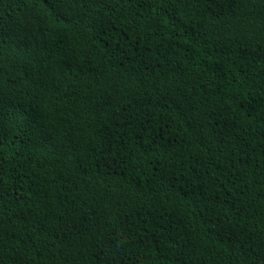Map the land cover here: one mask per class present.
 Returning a JSON list of instances; mask_svg holds the SVG:
<instances>
[{
    "label": "trees",
    "instance_id": "16d2710c",
    "mask_svg": "<svg viewBox=\"0 0 264 264\" xmlns=\"http://www.w3.org/2000/svg\"><path fill=\"white\" fill-rule=\"evenodd\" d=\"M0 264H264V0H0Z\"/></svg>",
    "mask_w": 264,
    "mask_h": 264
}]
</instances>
